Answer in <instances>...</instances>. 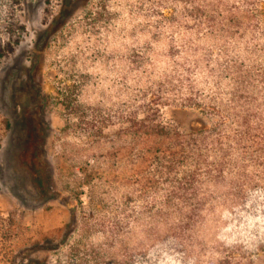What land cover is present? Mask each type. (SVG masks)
Here are the masks:
<instances>
[{
	"label": "rangeland",
	"instance_id": "1",
	"mask_svg": "<svg viewBox=\"0 0 264 264\" xmlns=\"http://www.w3.org/2000/svg\"><path fill=\"white\" fill-rule=\"evenodd\" d=\"M17 18L25 31L0 59V212L14 233V264L53 259L80 238L106 263L127 252L130 264H210L233 249L264 264V191L239 199L228 182L208 183L187 253H178L167 224L149 219L167 186L142 188L148 170L119 135L120 117L154 97L159 119L181 130L210 119L171 100L186 87L176 94L169 82L186 78L208 94L219 53L182 2L21 0ZM86 223L98 226L82 237Z\"/></svg>",
	"mask_w": 264,
	"mask_h": 264
},
{
	"label": "trees",
	"instance_id": "2",
	"mask_svg": "<svg viewBox=\"0 0 264 264\" xmlns=\"http://www.w3.org/2000/svg\"><path fill=\"white\" fill-rule=\"evenodd\" d=\"M177 1L192 19L193 29L209 36L219 53L208 72L212 79L208 94L194 92L192 81L186 78L185 84L169 82L176 94L186 87L171 100L196 108L210 119L194 121L188 130H181L159 119L161 103L154 97L120 117L126 126L119 135L129 138L125 149L134 164L148 170L142 188L157 191L162 182L167 186L168 193L159 205L150 203L149 219L166 223V239L172 240L178 253H187L183 240L188 239L207 203L208 183L228 182L239 199H244L246 190L264 191V0ZM20 9L21 0H0V59L14 51L25 31L17 18ZM172 215L177 221L169 223ZM113 225L115 234L124 229L117 219ZM91 226L98 225L86 223L82 237ZM13 239L10 220L0 212V264H14ZM44 239L45 248L58 249L47 236ZM89 247L82 238L75 239L65 250H57L55 258L35 259L31 264H130L127 252L121 262L106 263ZM252 261L229 249L210 264Z\"/></svg>",
	"mask_w": 264,
	"mask_h": 264
}]
</instances>
